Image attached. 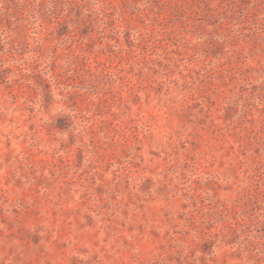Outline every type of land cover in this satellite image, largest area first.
<instances>
[{
    "label": "rangeland",
    "instance_id": "1",
    "mask_svg": "<svg viewBox=\"0 0 264 264\" xmlns=\"http://www.w3.org/2000/svg\"><path fill=\"white\" fill-rule=\"evenodd\" d=\"M0 264H264V0H0Z\"/></svg>",
    "mask_w": 264,
    "mask_h": 264
}]
</instances>
